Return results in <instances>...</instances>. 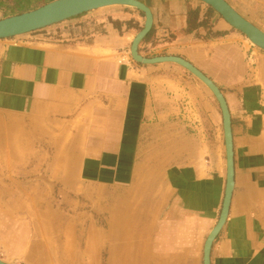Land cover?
Wrapping results in <instances>:
<instances>
[{
    "label": "crops",
    "instance_id": "1",
    "mask_svg": "<svg viewBox=\"0 0 264 264\" xmlns=\"http://www.w3.org/2000/svg\"><path fill=\"white\" fill-rule=\"evenodd\" d=\"M50 1L0 0V19ZM226 1L264 31V0ZM141 2L152 26L138 53L188 61L228 107L234 186L210 263L264 264V52L198 0ZM143 23L140 11L111 6L0 40V157L48 161L67 190L98 192L106 228L89 223L82 264H101L102 248L106 264H203L221 211L219 105L180 65L132 59Z\"/></svg>",
    "mask_w": 264,
    "mask_h": 264
},
{
    "label": "rangeland",
    "instance_id": "2",
    "mask_svg": "<svg viewBox=\"0 0 264 264\" xmlns=\"http://www.w3.org/2000/svg\"><path fill=\"white\" fill-rule=\"evenodd\" d=\"M11 157L16 159L0 157L1 258L9 264H82L87 259V226L93 222L106 228L98 192L86 199L81 183L78 191H71L58 177L49 176L48 161L38 166L36 160L20 162L18 153ZM93 242L87 244L88 251ZM105 258L102 248L101 264Z\"/></svg>",
    "mask_w": 264,
    "mask_h": 264
},
{
    "label": "water",
    "instance_id": "3",
    "mask_svg": "<svg viewBox=\"0 0 264 264\" xmlns=\"http://www.w3.org/2000/svg\"><path fill=\"white\" fill-rule=\"evenodd\" d=\"M198 1L210 7L231 28L243 34L252 45L264 52V31L241 16L226 0ZM111 6L133 8L140 11L144 16L143 26L133 38L130 47V55L134 61L142 64L172 62L180 65L200 80L210 90L219 105L222 116L225 143L226 185L218 221L208 234L203 248V264H211L210 250L212 242L225 223L234 186L230 115L226 100L219 88L191 63L176 56L145 58L138 53L139 43L144 39L152 26V13L150 9L143 2H141V0H52L33 10L0 19V40L30 34L64 22L70 18ZM44 180L47 184L52 186V182L46 178H44ZM0 264L9 263L0 259Z\"/></svg>",
    "mask_w": 264,
    "mask_h": 264
},
{
    "label": "trees",
    "instance_id": "4",
    "mask_svg": "<svg viewBox=\"0 0 264 264\" xmlns=\"http://www.w3.org/2000/svg\"><path fill=\"white\" fill-rule=\"evenodd\" d=\"M29 0H12V2L18 7L23 8L25 5H27ZM213 10L208 7L207 8V15H209ZM198 11L197 10H190L188 13V28L192 29L194 27H197L198 23L197 21Z\"/></svg>",
    "mask_w": 264,
    "mask_h": 264
},
{
    "label": "bare ground",
    "instance_id": "5",
    "mask_svg": "<svg viewBox=\"0 0 264 264\" xmlns=\"http://www.w3.org/2000/svg\"><path fill=\"white\" fill-rule=\"evenodd\" d=\"M121 204H122V203H121ZM126 211H127V210H126ZM128 218H129V217H128ZM113 222H114V221H113ZM113 224H115V223H113ZM115 225H116V224H115ZM121 228H122V227H121ZM121 228H120V229H121ZM124 228H125V225H124ZM132 230H133V229H132ZM119 234H120V233H119ZM101 235H102V234H101ZM101 235H100V236H101ZM247 236H248V235H247ZM105 238H106V237H105ZM109 238H110V237H109ZM109 240H110V239H109ZM127 244H128V243H127ZM122 248H123V247H122ZM120 249H121V247H120ZM121 250H122V249H121ZM126 250H127V249H126ZM114 251H115V250H114ZM129 253H130V252H129ZM116 255H117V254H116ZM118 260H119V259H118ZM115 262H116V261H115Z\"/></svg>",
    "mask_w": 264,
    "mask_h": 264
}]
</instances>
